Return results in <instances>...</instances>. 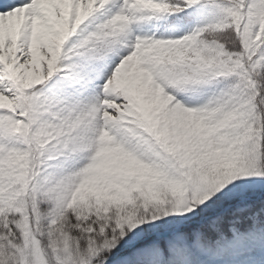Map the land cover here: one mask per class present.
Returning <instances> with one entry per match:
<instances>
[{
	"label": "snow or ice",
	"instance_id": "obj_1",
	"mask_svg": "<svg viewBox=\"0 0 264 264\" xmlns=\"http://www.w3.org/2000/svg\"><path fill=\"white\" fill-rule=\"evenodd\" d=\"M0 264H264V0H0Z\"/></svg>",
	"mask_w": 264,
	"mask_h": 264
}]
</instances>
